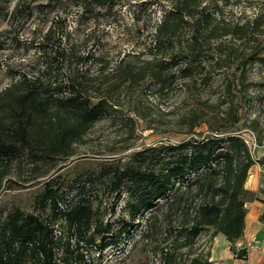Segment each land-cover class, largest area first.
Returning a JSON list of instances; mask_svg holds the SVG:
<instances>
[{
    "label": "rangeland",
    "instance_id": "374dc122",
    "mask_svg": "<svg viewBox=\"0 0 264 264\" xmlns=\"http://www.w3.org/2000/svg\"><path fill=\"white\" fill-rule=\"evenodd\" d=\"M73 1L0 0V93L13 81L8 71H32L37 66L34 47L39 37L55 24L59 33L69 34L78 53L92 50L95 56L98 53L105 56L108 61L105 68L98 60L77 67L87 71L80 79L92 96L97 97L106 87L118 85L115 116L101 118L78 137L70 141L67 138L64 146H58L63 144L62 136L41 138L39 132L31 137L26 135L15 153L0 159V223L14 208L31 212L45 183L51 181L60 186L61 207L69 209L82 201H92L97 225L98 219L111 223L113 234L120 227H126L118 244L100 250L98 233L90 230L81 238L71 234L61 221L54 225L58 259L69 244L68 264H162L159 247L165 238L166 206L154 209L156 231L144 224L148 211L140 210L130 222L128 193L122 190L116 198L107 187V172L113 166L124 165L134 152L148 146L201 140L214 134L245 135L246 130L256 133L259 145L264 143V65L241 64L247 81L240 88L231 85L226 100L233 101L232 109H228V100L223 98L226 84L240 75L239 60L252 50L264 57V0H190L196 2L198 9H206L216 30L227 32L211 40L213 48L218 46L233 55L228 58L226 53V64L220 68L207 66V73L208 69L212 71L209 83L199 80L200 77L194 83L175 78L162 90L149 76L129 83L123 69L126 66L137 69L150 61L147 48L156 25L165 11L182 0H112L113 7L94 9L93 16L88 14L81 22L78 19L82 8L73 6ZM12 11L15 14H10ZM190 33L191 29L185 26L180 35L185 38ZM123 57L125 62L119 63ZM3 100L0 97V117L8 118L5 113L10 112L1 108ZM235 111L238 120L232 124ZM55 122L68 125L72 120L55 118ZM27 124L36 129L34 125L45 127L48 120L33 116ZM191 124H194L192 128ZM0 138L7 137L0 134ZM12 138L20 144V136ZM253 157L255 163L262 164L264 147L258 148ZM249 192L251 200L247 202L259 196L258 191ZM170 232L175 234L172 228ZM104 237L109 239L111 235L107 233ZM213 242L211 231H205L189 252L181 251L179 259L187 262L190 255H201ZM58 264L64 263L59 260Z\"/></svg>",
    "mask_w": 264,
    "mask_h": 264
},
{
    "label": "trees",
    "instance_id": "16d2710c",
    "mask_svg": "<svg viewBox=\"0 0 264 264\" xmlns=\"http://www.w3.org/2000/svg\"><path fill=\"white\" fill-rule=\"evenodd\" d=\"M195 3L182 0L164 12L147 48L150 61L137 69L131 66L123 69L129 83L139 82L145 76L158 84L160 90L175 78L194 83L200 77L199 80L205 79L204 83H209L212 71L208 69L207 73V66L220 68L226 64L227 52L218 46L214 49L211 40L227 32L216 30L211 25L209 13H205L206 9H198ZM72 5L82 8L78 19L81 22L88 14L91 16L94 9L113 7L115 3L112 0H74ZM255 23L258 24L257 19ZM185 26L191 29V33L183 38L180 32ZM39 38L34 47L37 66L32 71H8L14 82L0 93V97H4L1 108L10 112L5 113L8 118L0 117V134L7 137L0 138V159L15 153L26 135L31 137L39 132L41 138L62 136L63 144L58 146H64L67 138L70 141L78 137L105 116H115L113 108L117 105L118 85L113 84L114 87H106L97 97L92 96L80 79L87 71L77 67L98 60V64L105 68L108 66L105 56L101 53L95 56L97 54L92 50L79 52L80 55L69 34L59 33L55 24ZM230 55L233 54L228 52L227 57ZM124 62L123 57L119 63ZM256 62L264 65V57L256 55V50L239 60L240 75L226 84L225 101L231 85L240 88L247 81L241 64L247 66ZM226 103L229 110L234 106L233 101ZM33 116L47 119L48 124L38 128L34 125L36 129H33L27 124ZM55 118L71 119L72 122L63 125L56 123ZM7 119L11 121L6 122ZM237 120L235 111L232 124ZM5 123L8 124L6 127ZM16 135L21 138L20 144L12 140ZM257 141L260 142L259 138ZM254 163L255 159L240 134H214L201 140L144 147L134 152L124 165L108 170L107 187L116 198L122 190L128 193L130 222L137 218L140 210L148 211L144 224L154 227L155 231L158 227L154 209L166 206L163 213L165 238L159 247L162 264H211L209 248L201 255L193 253L187 262L179 259L181 251L189 252L205 231H211V236L224 235L236 258L244 259L246 250L237 249L235 243L244 234L245 203L251 200L245 182ZM60 196V186L48 181L31 212L14 208L7 214L0 223V264H58L59 260L68 264L71 258L69 244L60 259L56 255L58 243L54 225L61 221L71 234L81 238L90 230L98 233L100 250L120 242L125 226L113 234L111 223L98 219L97 225L92 201H82L68 209L67 206L61 207ZM160 200L163 202L159 203ZM107 233L111 235L109 239L104 237Z\"/></svg>",
    "mask_w": 264,
    "mask_h": 264
},
{
    "label": "crops",
    "instance_id": "0c3cea01",
    "mask_svg": "<svg viewBox=\"0 0 264 264\" xmlns=\"http://www.w3.org/2000/svg\"><path fill=\"white\" fill-rule=\"evenodd\" d=\"M245 188L259 192L256 200L245 203L244 234L235 243L237 249L246 250V257L234 258L230 243L224 235L217 234L209 248L211 264H264V163L251 166Z\"/></svg>",
    "mask_w": 264,
    "mask_h": 264
},
{
    "label": "built area",
    "instance_id": "2783aa9c",
    "mask_svg": "<svg viewBox=\"0 0 264 264\" xmlns=\"http://www.w3.org/2000/svg\"><path fill=\"white\" fill-rule=\"evenodd\" d=\"M245 135H241L242 139L244 140V142L246 143V145L248 146V149L250 150L252 156L253 153L260 147H264V143L262 145H259L257 138H256V134L252 131V130H246ZM254 158V157H253Z\"/></svg>",
    "mask_w": 264,
    "mask_h": 264
}]
</instances>
